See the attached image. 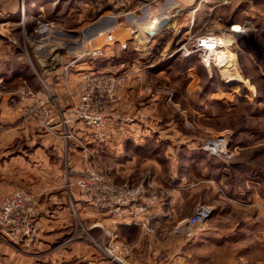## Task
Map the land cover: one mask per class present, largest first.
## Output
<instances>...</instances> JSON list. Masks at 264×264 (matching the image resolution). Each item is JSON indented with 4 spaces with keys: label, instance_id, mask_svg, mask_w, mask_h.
Returning a JSON list of instances; mask_svg holds the SVG:
<instances>
[{
    "label": "rangeland",
    "instance_id": "1",
    "mask_svg": "<svg viewBox=\"0 0 264 264\" xmlns=\"http://www.w3.org/2000/svg\"><path fill=\"white\" fill-rule=\"evenodd\" d=\"M181 1L187 7L186 11L190 13L181 14L180 20L192 18L193 23L189 31L186 32V28L181 27L172 39L169 38L170 41L163 42L160 48H163V53L166 54L163 57L165 63L158 71L151 70L146 64L151 58L147 55H153L154 52L152 46H146L144 40L137 42L131 38L126 40L122 47L117 40L119 30L122 32V38L130 36L128 32L124 33L126 30L122 26L119 30L116 29L115 24L107 26L114 28L113 37L110 41H105L103 34L102 44L97 46L102 50L100 55L94 56L97 65L101 66L103 61L108 60V68L112 70L109 73L128 72L125 81L118 88L119 100L115 108L116 112L130 120L117 122L116 125L111 123L108 126L107 140L122 127L126 126V130L130 131L129 128L132 126L137 130V135L134 139L131 137L132 134H127L126 142L123 143L127 158L136 155L137 159L152 157L153 160L152 165L136 162L137 170L125 181L136 182L148 175L152 177L158 189L167 192V195L169 190L165 183L170 178L168 175L179 172L182 176L183 173L181 165L177 167L171 159L181 162L182 153L190 150L194 157L200 156L201 160L208 163L227 162V165L223 166L226 173L221 172L222 166L219 167V172L214 167L208 170L210 178L214 180L213 188L216 194L226 197L230 195V184L233 182L243 190L244 178L252 179L255 186L264 190V180H262L264 179V0ZM162 2L163 0H0V70L2 67L5 68L7 60L10 59L8 55L15 52L21 53L19 58H14V61L22 68L10 74L8 80L0 77V113L6 112L7 109L15 112L14 120L6 117L7 115L0 116V180L9 174V180L15 184V187L24 188L19 190L32 193L36 198L35 205L38 212L37 235L30 247L25 248L0 237L1 244L8 246L15 253L23 257L29 256L37 263L54 264L53 260L59 259L55 248L45 252L41 242L46 237L45 231L57 228L55 221H52L57 214H53L52 211L60 205L67 207L69 214L63 217V222L68 225L63 235L58 233L60 235L57 238L61 240L58 244L69 250L71 242H78L74 250L78 252L80 261L86 258L82 255H89L92 250L98 256L107 259H112V254L117 255L120 261L122 255L118 241L135 239L134 233L125 235L117 229L102 225L99 221L94 222L98 230L93 232L91 218L89 220L86 213H82L80 208L77 209V203L87 204V202L83 200L79 188L75 185L78 177L74 180L75 174L71 173V168L83 167L81 168L83 170L87 165H92L87 164L89 150L82 148L79 142L81 138L77 135L78 140L72 137L65 142L59 135L43 130L34 118L17 113L11 98L23 86L40 93L52 94L58 105L62 107L75 101L72 98L76 94L67 92L72 100L59 102L52 89L47 88L41 80L45 74L41 73L39 64L41 61H38L40 52H35V45L56 43L62 36L65 48L71 47L73 43L78 45L80 41L71 43L67 38L70 36L68 31L61 36L51 33L48 29L58 25H62L64 29H77L86 21L109 9V4L113 6L117 4L116 7H122L124 11H133L138 16H142L141 7L148 4L149 8L154 10L153 6ZM16 7L20 13L17 17L14 15L13 17L9 12ZM21 9H25V18H22ZM123 18L120 17L119 20ZM238 27H246V31L238 32L242 30ZM79 32L82 33L83 30L80 29ZM206 34L220 37L224 42V46L220 48L227 49L224 69L212 61L207 64V61H202L195 52L183 55V48H179L183 44L189 46L195 43L199 36ZM148 47L147 53L145 50ZM136 48L142 49L143 55L138 54ZM88 57L90 56L83 55L74 60L75 57L63 56L59 67L61 72L53 71L52 79L58 76V79H70L69 67H73L77 61L80 62V59ZM11 60L13 59L8 61ZM134 60L137 67L131 68ZM124 67H130L132 71H125L122 69ZM224 72L231 76L228 81ZM131 82L136 84L132 104L127 109H120L118 105L123 98V88ZM3 100L6 105L5 102L1 104ZM154 131L160 132L159 135ZM219 134L227 137L228 142L224 152L214 155L205 151L202 146L206 137ZM53 135L59 137L62 141L61 145L57 139L51 137ZM82 143L86 146L84 141ZM63 148L67 151L64 152ZM182 148L185 150L181 151ZM231 151H233L232 157H230ZM99 163V168L105 169L104 167L107 166L104 161ZM184 171L186 173L189 171L190 174L187 183L197 180L196 167ZM220 175L227 177V184L219 181L217 176ZM55 176L65 180L63 185H58L56 198L49 189L52 187L51 179ZM236 176L237 178H234ZM66 181L71 182L70 185L66 186L68 183ZM245 190L243 194L240 193L242 197L246 195ZM67 193L70 194L71 199L68 198ZM166 195H162L157 201L164 200ZM241 195L239 202L244 203ZM187 205L185 208L181 206L178 208L179 215L171 220L166 235H175L171 230L178 218L191 215L196 206L203 204L196 203L195 206L189 202ZM165 214V218L170 219L172 210L166 209ZM166 235L164 234V237ZM50 238L57 239L54 233L49 236ZM105 242L114 246L112 252L108 253L102 248L107 244Z\"/></svg>",
    "mask_w": 264,
    "mask_h": 264
},
{
    "label": "crops",
    "instance_id": "2",
    "mask_svg": "<svg viewBox=\"0 0 264 264\" xmlns=\"http://www.w3.org/2000/svg\"><path fill=\"white\" fill-rule=\"evenodd\" d=\"M120 5H122V3ZM109 6V9L104 10L96 17L94 16L93 19L86 21V23H83L77 29H64L61 27L62 25L48 29L51 33L54 32L61 36L67 31L68 33L70 32V36L67 38L71 40V43L73 41H80L78 45L73 43L71 47L65 48L63 44L64 39H62L63 36L61 40L56 43L48 45L47 43H39L35 45V52L37 51L42 54L40 55V53H38V61H41L39 62L41 65L40 70L41 73L45 74V77H41V80H43L47 88L52 89L59 102L65 103L77 98L76 94L74 98L71 99L69 97L70 95L67 94V89H73L82 71H112L108 68V60L103 61V65L99 66L94 57H88L80 59V62L77 61L73 67H69L70 79L68 80H63V78L58 79L59 76L52 79L51 74L53 71L58 73L61 72V68L59 67L63 56L78 57L81 48L89 49L100 46L102 44L103 30L107 28V26L115 24L117 30L122 26L126 30L124 33L126 34V32H128L130 36L122 38V32L119 30L117 40L121 43L122 47L125 44L124 42L131 38L137 42L144 40L146 46H152L153 49H150H152L154 53L152 52L153 55H147L151 58L149 61H146V64L151 70L158 71L159 67L165 63L163 57L166 56V54L163 53L164 49L160 48L163 46V42L165 40L170 41L169 38L172 39L175 32L181 29V27H183V29L186 28V32L189 31V27L193 23L192 18L180 20L179 16L181 14L185 13L187 15L190 13V11H186L187 7L182 4L181 0H163L162 3L153 6L154 10H151L147 4V6L141 7L143 12L142 16L140 15L141 17L133 11H124L122 7H116L117 4L115 6L109 4ZM19 13L20 10H18L17 7L9 12L11 16L14 15L16 17ZM152 14L155 15L153 16ZM164 16L168 18L167 22L157 31L148 33V31L153 30L156 22ZM120 17H124L123 20H119ZM80 29L83 30L82 33L79 32ZM143 34L146 35V38H144L145 35L143 36ZM137 50L138 54L140 53L143 55L142 53L144 52L142 49ZM148 50L149 47L146 48L145 52L147 51L148 53ZM20 55V52L8 55V57L13 60H7L5 68L2 67V70H0V77L8 80L10 79V74L12 75L22 69L18 62L14 61V58H19ZM136 65L134 60V63H132L130 67H137ZM130 67H124L122 69L125 71H132ZM135 88L136 84L132 82L123 88V98L118 108H122L123 110L129 108L133 101ZM4 102L3 100L1 104ZM4 104L6 105V102ZM7 110L6 112L0 113V116L7 115L6 117L14 120L15 112L13 113L12 110H8L7 112ZM16 115L20 118L17 113ZM74 125L76 127V135L86 143L87 150L90 152V154H87V164H92L93 166L98 165L97 167H99V162L101 161V163H103L104 161L107 165H105L106 167L104 168L106 170H104L116 183L126 182L125 179L135 173V170L138 168L136 162L150 163L151 165L153 163L152 157L137 159L136 155H133L127 158L126 147L123 143L126 142L127 134H132L131 137L134 139L137 135V130L132 126L129 128L130 131L126 130L127 127L124 126L117 132H114L112 138L100 142L92 137V128L85 123L77 122ZM154 133L158 134L160 132L154 131ZM51 137L55 140L57 139L61 145L62 141L59 137L55 135ZM184 150L185 149L182 148L181 151ZM63 151L65 152L67 150L63 148ZM182 155L181 162L171 159L172 163L175 162L177 167L181 165V170L183 172L182 176L179 172H173L168 175L170 178L167 180V183H165L169 190L168 194L164 200L153 204L144 214L129 215L128 213H124L111 215L105 210L88 203H77V209L80 208L79 210L82 213H86L89 220L91 218L93 232L98 230V227L95 228L94 222L99 221L102 225L117 229L118 232H122L125 235L128 233L135 234V239L133 241H118L120 245V255H122L120 261L112 262V259L98 256L93 250L89 255H82L83 257L86 256V258L80 261L78 252L74 250L78 242H71L69 250H66L63 245L58 244L61 240L57 237L60 234H64V229L68 225L63 222V217L69 214L67 207H61L60 205V207L52 211L53 214H57L54 216L55 219L52 220L55 221V226H57V228H50L45 231L44 234L46 237L42 239L41 242L44 245L42 247H44L45 252L50 249L52 250V248L57 250L56 252L58 253L56 255L59 256V259L56 258L51 262L54 264H80V262L82 264H264V190L259 186H255L252 179L244 178L242 179L244 186L243 190L233 182L230 184V195L228 194L226 197L216 194L215 188H213L214 180L210 178L208 170L214 167L218 169L219 172V167L222 166L221 172H223V166L227 165V162L208 163L201 160V158H199L200 156L194 157L190 150L183 152ZM232 156L233 151L230 152V157ZM232 165L236 166L237 163H232ZM191 167L197 168L198 172L196 174H198V178L194 182L187 183V180H190V174H188L189 171L186 173L184 170H189ZM81 168H71V173L75 174L73 177L74 180L79 177L82 171ZM174 169H176V166ZM8 175L9 174L0 180V196L8 195L16 189H24L15 187V184L9 180ZM217 178L220 179L219 181L221 183L227 184V177L224 175L217 176ZM234 178H237V176ZM51 181L53 188L50 187L49 189L52 192V196L55 197L58 195L56 194L59 189L58 185H63L65 180H62V177L55 176ZM244 190L246 195L242 197L241 194L244 193ZM66 195L71 199L69 193ZM240 195L244 203L239 202ZM189 202L191 205L193 204L195 206L196 203L203 204L211 210L202 231L188 237L166 235L167 230H169L171 226V220L179 215L177 212L178 208L180 206L185 208V206H188L187 204ZM168 208L172 210V217L170 219L165 218V210ZM146 219L148 222H145L147 221ZM58 223L59 225H57ZM52 233H54L57 239H49ZM164 234L166 237H164ZM45 255L47 254L45 253ZM45 259L47 260L49 258ZM33 261L34 260L29 258V256L23 257L0 242V264H46V262L37 263Z\"/></svg>",
    "mask_w": 264,
    "mask_h": 264
},
{
    "label": "built area",
    "instance_id": "3",
    "mask_svg": "<svg viewBox=\"0 0 264 264\" xmlns=\"http://www.w3.org/2000/svg\"><path fill=\"white\" fill-rule=\"evenodd\" d=\"M243 32L246 27H238ZM113 27L103 30L105 41L113 37ZM220 37L209 35L199 36L195 43L183 48V55L197 53L203 61V55L215 51V47L223 45ZM102 53L101 48L94 47L82 49L79 57L83 55L94 57ZM208 64V62H207ZM128 72L111 74L101 71H82L73 89H67L69 94H77L78 98L65 107L59 106L52 94L40 93L29 87H21L11 100L17 113L34 118L38 125L48 132H53L67 139L75 138V123L83 122L92 128V137L104 142L109 136L108 126L117 122L130 120L116 112L119 100V86L125 81ZM83 149L87 147L79 140ZM227 137L224 134L208 136L204 140L203 149L212 154L224 152L227 145ZM68 182V181H66ZM71 182L66 183V186ZM75 185L80 190V195L88 204L101 208L111 215L128 213L139 215L146 213L150 207L158 202L162 195H166L162 189H158L152 181V177L136 182H114L107 172L93 165H87ZM35 196L24 190H15L7 196L0 197V237L13 243L30 247L37 235V209ZM210 208L204 205L196 206L193 213L178 218L172 228V232L179 236H193L205 226ZM99 225V224H98ZM100 226V225H99ZM102 247V246H101ZM108 253L114 250V246L106 244L102 247ZM112 254V253H111ZM112 259L119 261L117 255L112 254Z\"/></svg>",
    "mask_w": 264,
    "mask_h": 264
},
{
    "label": "bare ground",
    "instance_id": "4",
    "mask_svg": "<svg viewBox=\"0 0 264 264\" xmlns=\"http://www.w3.org/2000/svg\"><path fill=\"white\" fill-rule=\"evenodd\" d=\"M21 10H22L21 11L22 18H25V15H24L25 14V9H21ZM238 32H243V31L241 30V31H238ZM222 46H224V44ZM226 50L227 49H220L218 47H215V51L214 52H210L208 55H203L204 60H206L208 63H209V61H212L215 65L217 63L220 68L224 69V63H225L226 58H227V51ZM214 57H215V60H214ZM223 69H222V71H223ZM224 76L226 77L227 81L231 78L230 74H228L226 72H224Z\"/></svg>",
    "mask_w": 264,
    "mask_h": 264
},
{
    "label": "water",
    "instance_id": "5",
    "mask_svg": "<svg viewBox=\"0 0 264 264\" xmlns=\"http://www.w3.org/2000/svg\"><path fill=\"white\" fill-rule=\"evenodd\" d=\"M167 20H168V18H167L166 16L160 18V19L156 22V24H155L153 30L148 31V33H152V32L157 31L160 27H162V26L167 22Z\"/></svg>",
    "mask_w": 264,
    "mask_h": 264
}]
</instances>
